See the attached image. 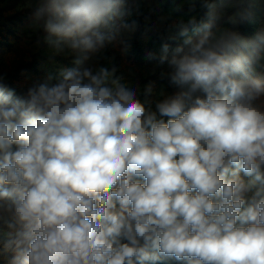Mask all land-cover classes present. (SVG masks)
<instances>
[{
	"label": "clouds",
	"instance_id": "clouds-1",
	"mask_svg": "<svg viewBox=\"0 0 264 264\" xmlns=\"http://www.w3.org/2000/svg\"><path fill=\"white\" fill-rule=\"evenodd\" d=\"M36 2L75 66L19 92L0 74V261L264 264V28L234 30L258 0H193L206 19L162 46L163 98L89 65L128 0Z\"/></svg>",
	"mask_w": 264,
	"mask_h": 264
},
{
	"label": "trees",
	"instance_id": "trees-1",
	"mask_svg": "<svg viewBox=\"0 0 264 264\" xmlns=\"http://www.w3.org/2000/svg\"><path fill=\"white\" fill-rule=\"evenodd\" d=\"M38 6L36 0H0V74L5 75V82L18 92L33 82L44 81L48 75L59 78L64 69L75 66V53L67 48L57 52L46 42L43 21L34 15ZM250 10L251 20L234 29L245 38H251L264 28V3L258 0ZM207 11L193 0H128L123 17L127 26L120 28L115 39L107 43L89 65L94 70L99 66L110 70L115 67L121 83L138 93H142L149 82H154V96L163 98L174 89L168 82L171 69L167 63H159L162 46L168 43L175 48L182 43L183 37L175 42L171 38L178 36L181 26H187L192 19L197 25L201 24ZM236 11L235 7L224 9L214 31L232 28L228 17ZM188 34L193 35L191 28ZM0 264L6 262L0 261Z\"/></svg>",
	"mask_w": 264,
	"mask_h": 264
}]
</instances>
